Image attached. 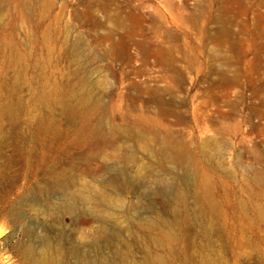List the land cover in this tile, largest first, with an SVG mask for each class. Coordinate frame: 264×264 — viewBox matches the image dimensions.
Masks as SVG:
<instances>
[{
	"label": "rangeland",
	"instance_id": "rangeland-1",
	"mask_svg": "<svg viewBox=\"0 0 264 264\" xmlns=\"http://www.w3.org/2000/svg\"><path fill=\"white\" fill-rule=\"evenodd\" d=\"M97 226L100 264H264V0H0V264Z\"/></svg>",
	"mask_w": 264,
	"mask_h": 264
},
{
	"label": "bare ground",
	"instance_id": "bare-ground-1",
	"mask_svg": "<svg viewBox=\"0 0 264 264\" xmlns=\"http://www.w3.org/2000/svg\"><path fill=\"white\" fill-rule=\"evenodd\" d=\"M76 221L77 225H81L89 219L82 216ZM61 231L62 229L60 232L45 231L42 235L25 232L24 243L16 249L18 261L22 264H100L105 261L107 252L116 244L115 234L110 236L106 234L105 228L99 226L89 239L85 237L86 235L81 237L83 238L80 239L81 243L86 245L85 248L74 245L71 237L65 239ZM21 246L23 249L19 250Z\"/></svg>",
	"mask_w": 264,
	"mask_h": 264
},
{
	"label": "water",
	"instance_id": "water-1",
	"mask_svg": "<svg viewBox=\"0 0 264 264\" xmlns=\"http://www.w3.org/2000/svg\"><path fill=\"white\" fill-rule=\"evenodd\" d=\"M5 233H6V231H5ZM5 233H3V234L0 236V238H1L2 236H4V235H5Z\"/></svg>",
	"mask_w": 264,
	"mask_h": 264
}]
</instances>
